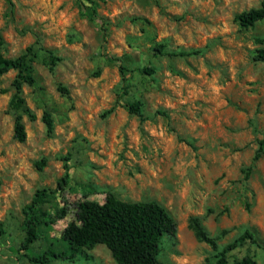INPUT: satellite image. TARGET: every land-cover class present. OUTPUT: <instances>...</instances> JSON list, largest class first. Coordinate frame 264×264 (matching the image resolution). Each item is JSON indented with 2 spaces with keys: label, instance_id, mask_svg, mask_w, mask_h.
Instances as JSON below:
<instances>
[{
  "label": "rangeland",
  "instance_id": "obj_1",
  "mask_svg": "<svg viewBox=\"0 0 264 264\" xmlns=\"http://www.w3.org/2000/svg\"><path fill=\"white\" fill-rule=\"evenodd\" d=\"M79 1L0 0L1 53L37 52L35 84L22 87L36 116L21 112L24 141L13 137L8 108L16 70L0 75V264H38L17 248L23 208L41 188L48 192L45 220L63 206L66 212L40 224L28 254L65 249L61 231L75 219V202H102L112 191L123 200L154 199L176 220V237L161 238L160 264L214 263L211 248L188 227L191 215L220 247L254 231L260 245L246 241L227 254L228 264L245 254L264 264V144L253 159L264 143V61L252 59L264 48V19L247 29L235 20L261 0H95L94 13ZM46 50L59 57L52 69ZM133 100L143 120L126 110ZM45 109L51 133L41 120ZM47 264L116 262L96 244Z\"/></svg>",
  "mask_w": 264,
  "mask_h": 264
},
{
  "label": "trees",
  "instance_id": "obj_2",
  "mask_svg": "<svg viewBox=\"0 0 264 264\" xmlns=\"http://www.w3.org/2000/svg\"><path fill=\"white\" fill-rule=\"evenodd\" d=\"M89 3V4H86ZM81 9H91L94 13L95 0H80ZM85 5V6H84ZM264 19V0L247 10H242L235 15L241 29L253 27L258 21ZM4 41L0 36V75L11 69L16 70V74L11 81L13 93L10 96L8 108L14 114L13 137L18 141H24L26 137L25 126L22 121L21 112L27 114L31 119H35V114L25 103L22 92L24 84L32 86L35 84V77L32 72L31 62L37 56L36 50L32 46L26 47L25 51L15 57H7L1 53ZM163 46L158 44L155 50L162 52ZM175 54L185 56L193 54L191 51H180ZM254 61H264V48H257L252 56ZM59 60L53 51L46 50L45 62L50 69ZM122 69V66H120ZM144 73H151L152 68L144 67ZM122 78H124L123 71ZM59 89L67 94V88L59 86ZM125 108L130 114L137 115L140 120L144 119L141 109V102L133 100L125 103ZM114 109L111 106L105 111L110 113ZM158 113L165 114L158 110ZM166 115V114H165ZM43 121L47 133L53 129V119L50 112L45 109L42 113ZM263 142L259 145L253 155L256 160L262 151ZM43 164V162H40ZM36 164L41 167V164ZM68 171H65L58 187L62 189L66 183ZM48 192L45 188L37 189L30 203L23 208L25 234L17 250L18 253L28 261L47 264L51 259H74L83 248H92L96 244H103L109 251L116 264H160L157 259L159 244L163 235L170 238L176 237L177 223L168 209L154 199L147 200H123L117 197L112 191H106L102 202L84 198L75 202V219L69 222L61 231V238L67 244L63 250L47 248L40 254L31 255L26 250L39 237V226L41 223H56L66 212L63 206L55 214L45 220V211L42 205L47 202ZM188 227L193 231L197 241L206 243L212 250L214 258L213 264H228L227 254L243 245L246 241L260 245L258 238L251 229H244L240 234L223 246H219L217 239L210 235L204 227L199 216L191 215L188 218ZM227 230H222L225 234ZM5 233L2 222H0V236ZM204 264H211L208 258ZM233 264H257L256 260L249 254L243 255Z\"/></svg>",
  "mask_w": 264,
  "mask_h": 264
}]
</instances>
